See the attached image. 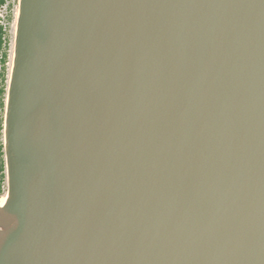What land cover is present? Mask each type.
<instances>
[{"label":"water","instance_id":"1","mask_svg":"<svg viewBox=\"0 0 264 264\" xmlns=\"http://www.w3.org/2000/svg\"><path fill=\"white\" fill-rule=\"evenodd\" d=\"M0 264H264V0H20Z\"/></svg>","mask_w":264,"mask_h":264},{"label":"rangeland","instance_id":"2","mask_svg":"<svg viewBox=\"0 0 264 264\" xmlns=\"http://www.w3.org/2000/svg\"><path fill=\"white\" fill-rule=\"evenodd\" d=\"M19 7H20V0H6V2L3 5H0V24H2L3 26V34H4V42H5L4 49L7 50V58L5 65L3 66L2 62H0V72L4 71L5 68L6 99L8 94L11 71L14 62L15 35H16ZM5 113H6V106L5 109L0 112V118H3L5 120ZM3 140H4V129H3ZM4 150H5V146H4ZM3 191L4 194L2 195H5L8 192L7 177L3 185Z\"/></svg>","mask_w":264,"mask_h":264},{"label":"trees","instance_id":"3","mask_svg":"<svg viewBox=\"0 0 264 264\" xmlns=\"http://www.w3.org/2000/svg\"><path fill=\"white\" fill-rule=\"evenodd\" d=\"M5 2L6 0H0V5H3ZM4 43L5 42H4L3 26L2 24H0V62H2L3 66L5 65L7 58V50L4 49ZM0 74H1L0 76V112H1L2 110L5 109L6 106L5 68L4 71L0 72ZM3 129H4V119L0 118V195L4 194L3 185L7 177Z\"/></svg>","mask_w":264,"mask_h":264},{"label":"bare ground","instance_id":"4","mask_svg":"<svg viewBox=\"0 0 264 264\" xmlns=\"http://www.w3.org/2000/svg\"><path fill=\"white\" fill-rule=\"evenodd\" d=\"M8 197V192L5 195L1 196V202L4 203Z\"/></svg>","mask_w":264,"mask_h":264}]
</instances>
